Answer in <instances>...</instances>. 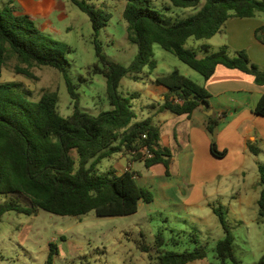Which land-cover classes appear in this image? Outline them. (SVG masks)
Listing matches in <instances>:
<instances>
[{"label":"trees","instance_id":"trees-1","mask_svg":"<svg viewBox=\"0 0 264 264\" xmlns=\"http://www.w3.org/2000/svg\"><path fill=\"white\" fill-rule=\"evenodd\" d=\"M72 1L91 20L97 56L92 72L106 78L111 109L97 116L82 111L78 86L68 75L70 62L66 54L72 51L71 46L43 33L31 15L19 13L12 6L0 8V77L10 58L16 61L17 73L29 77H33L30 69L34 67L54 68L64 75L74 105L73 114L64 117L58 109L55 92H44L33 101L20 84H0V195L6 197L0 202V220L10 211L31 215L39 210L59 216L80 217L92 211L98 217L128 216L138 212L141 202L154 201L150 190L138 185V172L130 168L122 173L115 168L99 172L98 165L119 154L130 158L131 163L143 161L146 168L163 164L166 175H170L167 157L171 152L161 145L160 127L154 124L152 117L136 120L131 101L137 96L127 97L119 90L122 79L129 74L136 80L146 69L149 72L156 69L155 44L174 54L206 80L223 65L250 74L256 84L264 85V70L251 61L246 51L230 55L225 45L210 52V47L204 44L201 49L205 55L199 57L195 50L186 47L190 38H212L232 17L251 18L264 13V0H206L196 14L170 25L162 16L163 10L169 13L175 8H196L201 0H169V4L162 7L153 0H128L123 17L128 38L138 47V56L129 67L110 60L103 52L99 35L109 24L111 14L83 0ZM155 84L168 89L161 111L190 116L204 104L210 105V92L177 69L158 76ZM155 105L152 103L150 107ZM254 111L264 116V96ZM226 118V113H215L208 117L206 124L211 152L218 158L227 154L226 150L218 149L215 139ZM145 148L152 157L144 156ZM250 149L254 154L260 152L257 145H250ZM74 151L78 154V165ZM260 173L259 217L264 221V164L260 165ZM213 210L225 232V237L216 244L217 258L223 264L228 260L240 264L235 255V235L223 206ZM166 243L160 232L153 247L160 252ZM137 244L143 252L150 251L145 241ZM178 244L174 240V245ZM56 254L57 247L50 244L46 264H53ZM206 257V247L198 245L193 250L171 249L160 253L157 263L191 264ZM255 264H264V254Z\"/></svg>","mask_w":264,"mask_h":264},{"label":"rangeland","instance_id":"rangeland-1","mask_svg":"<svg viewBox=\"0 0 264 264\" xmlns=\"http://www.w3.org/2000/svg\"><path fill=\"white\" fill-rule=\"evenodd\" d=\"M83 1L111 14L109 24L99 35L103 52L110 60L129 67L138 56V47L128 38L127 22L123 17L127 3L119 0ZM153 1L162 7L163 0ZM205 2L206 0H201L196 8H175L169 13L163 10L162 16L170 25L178 19L196 14ZM63 4L61 10L50 12L54 21L52 30L56 33L49 29L42 32L71 46L72 51L66 54L70 62L68 75L77 84L81 94L80 109L97 116L110 110L111 106L106 78L92 72L93 65L97 63L92 23L89 16L71 0H64ZM3 7L0 0V8ZM59 15H63L62 19H58ZM44 19L41 16L38 20L40 28L43 27ZM220 41L221 32L210 39L190 38L186 47L203 57L205 52L201 49L202 45L207 44L210 52L218 51ZM153 51L156 69L152 72L146 69L136 80L129 74L122 79L119 88L124 96H137L131 101L137 115L136 120L153 113L154 110L149 106L153 101L150 93L156 88L155 80L158 76L177 69L199 84L204 80L201 74L160 45L155 44ZM15 64L14 58L8 60L3 67L0 84H20L33 101H37L44 92H55L62 116L73 114L74 105L62 73L51 67H34L30 69L33 77H29L17 73ZM74 155L78 165L76 151ZM120 162H126L124 155L116 154L113 158L105 159L98 165L99 172L115 168L122 173L126 169L120 166ZM132 165L139 173L136 177L138 185L150 190L153 202H141L136 214L114 217H98L94 211L80 217L59 216L44 210L31 215L7 212L0 220V264H46L50 244L57 247L53 264H158L157 255L160 253L171 249L193 250L198 245L206 247L207 257L191 264H223L217 258L215 248L217 242L225 237V232L219 216L213 210H220L222 205L227 222L236 236L235 255L240 264H255L264 254V221L259 214L244 213L243 216L239 213L236 216L234 212L228 211L229 202L221 201V197L211 198L210 202L204 201L198 205L193 201L187 202L189 196L183 190H189L190 187L179 186L182 174L178 166L173 169V176L170 178L158 175L157 170L149 172L143 161H136ZM163 182H169L173 187V190L167 192L169 199L160 190ZM5 200L6 197L0 195V202ZM160 232L167 243L158 252L153 246L156 235ZM174 240L179 244L175 246ZM139 241L150 245V251L143 252L138 247ZM225 264L234 263L228 260Z\"/></svg>","mask_w":264,"mask_h":264},{"label":"crops","instance_id":"crops-1","mask_svg":"<svg viewBox=\"0 0 264 264\" xmlns=\"http://www.w3.org/2000/svg\"><path fill=\"white\" fill-rule=\"evenodd\" d=\"M63 1L1 0V3L4 7L12 6L19 13L31 15L37 25L39 18L44 16L43 27L38 26L40 30L49 29L56 33L52 30L54 21L50 12L61 10L64 7ZM119 1L127 3L128 0ZM162 4L168 5L169 0H163ZM62 17L59 15L58 19ZM263 27L264 13L251 18L232 17L221 30L218 48L226 45L230 55L246 51L251 61L264 70ZM200 85L211 94L210 106L208 109L202 106L190 116L160 110L168 93L166 87L156 86L150 93L152 103L156 105L151 108L154 111L148 117H152L154 124L160 127L162 147L171 152V156L167 157L170 159V175H166L163 164L147 170H157L158 175L171 178L173 169L178 166L182 174L179 186L190 187L189 190H183L189 196L187 202L193 201L198 205L200 202H210L211 198L221 197V201L229 202L228 211L234 212L236 216L239 213L243 216L244 213L257 215L262 191L260 165L264 164V116L257 115L254 110L264 96V85L256 84L250 74L223 65H219L213 76L204 79ZM215 113L227 114L215 137L218 149L227 151L223 158L212 154L211 138L206 130L208 117ZM250 145H257L260 152L254 154ZM125 159L126 162H120V166L125 169L130 166L135 171L130 159ZM160 190L169 199L167 192L173 190V187L169 182H163Z\"/></svg>","mask_w":264,"mask_h":264},{"label":"built area","instance_id":"built-area-1","mask_svg":"<svg viewBox=\"0 0 264 264\" xmlns=\"http://www.w3.org/2000/svg\"><path fill=\"white\" fill-rule=\"evenodd\" d=\"M143 138H146V135H143ZM142 152L144 153V156H145L146 158H150V157H152L151 152H150L147 148H145ZM128 168H130V166H128V167L126 168V170H127Z\"/></svg>","mask_w":264,"mask_h":264},{"label":"water","instance_id":"water-1","mask_svg":"<svg viewBox=\"0 0 264 264\" xmlns=\"http://www.w3.org/2000/svg\"><path fill=\"white\" fill-rule=\"evenodd\" d=\"M203 106H204V108L208 109L210 105L209 104H204Z\"/></svg>","mask_w":264,"mask_h":264}]
</instances>
